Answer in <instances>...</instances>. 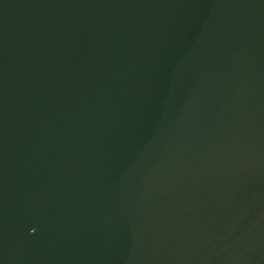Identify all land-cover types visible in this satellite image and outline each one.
<instances>
[{"label": "water", "instance_id": "1", "mask_svg": "<svg viewBox=\"0 0 264 264\" xmlns=\"http://www.w3.org/2000/svg\"><path fill=\"white\" fill-rule=\"evenodd\" d=\"M0 264H264V0H0Z\"/></svg>", "mask_w": 264, "mask_h": 264}]
</instances>
